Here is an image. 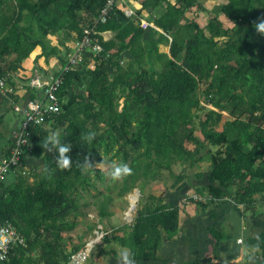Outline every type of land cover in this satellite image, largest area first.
Wrapping results in <instances>:
<instances>
[{
    "label": "trees",
    "instance_id": "1",
    "mask_svg": "<svg viewBox=\"0 0 264 264\" xmlns=\"http://www.w3.org/2000/svg\"><path fill=\"white\" fill-rule=\"evenodd\" d=\"M106 1L0 0V80L11 78L37 46L48 60L49 55H57L61 65L53 75L63 78L56 93L61 111L47 121L64 122L63 140L73 145L71 165L60 168L56 154L42 146L48 133L29 127L21 164L25 156L36 158L39 177L29 182L17 173L12 181L0 182V217L10 221L24 239V244L15 246L0 264L66 263L70 253L78 249L67 252L63 233L71 231L83 213L82 192L92 185L91 174L98 179L105 175L96 167L97 162L119 157L128 164L131 171L124 175L127 189L140 176H147L152 153L159 167L163 166L161 160L169 163L177 157L193 158L198 148L187 150L183 141L199 144L189 126L193 123L192 111L200 104L197 91L202 83H206L205 95L211 108L200 121V130L203 140L216 148L209 154L205 201L192 200L187 208L198 211L208 202L226 197L228 191L236 203L252 205L256 196L264 201V33L257 29V23L264 20V0H224L220 11L234 22L231 27H223L217 16L206 26L183 17L184 10L199 0H142V8H163L152 19L147 34L117 6L105 22H100L98 15ZM58 29L64 30V40L72 42L80 41L84 29L91 33L116 31V52L107 59L101 53L95 67L86 72L84 63V71L64 70L67 60L60 52L50 50L49 46L56 45L45 40L48 33ZM95 36L101 42L98 33ZM163 42L169 43L167 53L159 51ZM102 47L110 48L107 44ZM65 48L68 52V45ZM123 50L132 54L130 67L120 63ZM147 55L159 61L161 70L139 68ZM106 62L112 65L113 73L104 68ZM133 65L138 67L134 69ZM73 85L81 86L86 95L70 89ZM118 90L128 99L115 110ZM108 111L111 113L106 115ZM223 113L229 119L215 127ZM133 121L136 124L129 134ZM175 125H181L185 132L175 130ZM89 130L97 133L91 143L82 138ZM142 156L145 163L140 173ZM198 158L202 159L201 155ZM46 168L51 171L46 173ZM151 175L156 176L154 172ZM195 176L201 179L203 173L196 172ZM181 179L177 177L178 182ZM148 198L149 203L138 202L130 231L124 235L118 230L106 233L103 240H116L130 249L129 258L135 264H166L157 251L164 240L162 231L168 239L178 229L179 206L161 195L150 194ZM209 233L215 240V253L222 235L215 223ZM249 241L262 253L255 264H264V232ZM188 264L201 263L192 260Z\"/></svg>",
    "mask_w": 264,
    "mask_h": 264
},
{
    "label": "rangeland",
    "instance_id": "2",
    "mask_svg": "<svg viewBox=\"0 0 264 264\" xmlns=\"http://www.w3.org/2000/svg\"><path fill=\"white\" fill-rule=\"evenodd\" d=\"M223 1L224 0H199L198 4L184 10L183 17L186 19H193L206 26L207 22L213 16H217L223 27H231L234 25V22L220 11V5ZM82 12L83 11H80V13ZM141 23L144 26L146 25V27L148 26L145 22ZM205 31L208 33L206 27ZM63 34L66 36L63 29H58L56 33H48V38L45 40L49 45H56L49 46L50 50L60 52L61 57L63 59H67L68 55L75 50L79 41L72 42L69 39L64 40ZM222 41L223 39H221L220 42L222 43ZM65 45H68L69 47L68 52H65ZM49 56V59L51 60L50 68L56 67L55 63L58 61L56 57L57 55L52 54ZM100 59L101 56L99 55H87L83 64L85 72L88 69H93ZM130 64H132L131 61L126 62L124 60L121 65L127 67ZM104 66V68H106L110 73H113V67L111 64H106ZM137 67L138 66L133 65L134 69ZM139 68L161 70V65L156 58H150L147 55L145 63L139 66ZM113 76L114 74L111 75V78ZM84 77L86 80L89 79L87 74H85ZM205 86L206 83H202L197 91L200 104L197 109H193V123L192 126H189L193 137L196 138L199 144L189 140L183 141V147L185 149L195 151L198 148V153H195L191 159L177 157L173 162L171 161L169 163L160 159L163 163V166L160 167L155 163V160L158 159L157 156L155 153H152L149 158V161L152 163V168L149 170L147 176H140L135 180V182L131 183L133 185L130 184L131 186H128L127 189L124 187L125 173H122L119 176H114L112 174L113 164L121 163L119 157H113V159L108 160L107 162H97L96 167L101 168L105 175L102 179H98L94 174H91L92 185L88 188V190H84L82 192L83 198L81 199V202L83 203L81 209L83 213L77 217V225H75L71 231L63 233V242L67 246V252H69L71 248L76 247L79 250L88 245L90 248L92 247V250L85 264H125L121 255V250L126 247L120 245V243L116 240L106 242L103 240V236L106 233L112 234L117 230L118 233L123 235L130 231L132 221L136 215L137 205L140 200L145 201V203H149L148 196L150 194H154L156 196L161 195L167 202L171 204L177 203L182 209H184V205H186V208L188 205H191L192 200H197L199 202L201 200H205L204 198L207 196L204 187L205 184L200 183L201 180L198 179L195 174L196 172H202L203 174L207 172L210 166L209 154L216 148L203 140V135L200 130V121L205 118L206 112L211 108L210 102L207 101L205 95ZM77 90H79L81 94L86 95L81 86L79 89L77 87L74 90L79 93ZM127 99L128 97L126 93H122L118 90L115 99V110H119ZM14 113L16 114L15 111ZM110 113L111 112L108 111L106 115ZM227 119H229V117L223 113L221 121L218 122L215 127L221 126V124H223ZM132 124V127L127 130L129 134L135 127L136 121H133ZM42 126V129L45 130L47 128L49 133L54 129H59L62 134L66 125L64 122L55 123L48 121ZM180 126L181 125H175V130L180 129L181 133H184V128H180ZM200 155L202 159L198 158ZM144 163V157L142 156L140 159L141 167H139L138 172L141 173L144 168ZM39 171V163L31 169L25 168L23 164L22 167L12 175L15 176L18 173L20 174L19 176L26 181L34 182L39 177ZM152 172L156 174L154 178L151 177ZM178 176L182 177L179 182L177 181ZM136 189L139 190L136 207L132 211L131 218L128 219L127 213L131 202L130 195L136 194ZM192 209L193 208H189L188 210ZM33 254H35V251H33ZM128 264H135V262L129 258Z\"/></svg>",
    "mask_w": 264,
    "mask_h": 264
},
{
    "label": "crops",
    "instance_id": "3",
    "mask_svg": "<svg viewBox=\"0 0 264 264\" xmlns=\"http://www.w3.org/2000/svg\"><path fill=\"white\" fill-rule=\"evenodd\" d=\"M123 6L133 11V15L129 18L134 21V24L143 26L145 34L153 26L152 19L160 15L163 10L162 7L153 10L152 8H142V0L117 1V8L122 9ZM141 22H145L148 26L142 25ZM115 35L116 31L113 30L98 31L100 43L110 46L108 50L103 47L104 59L109 58L112 53L116 52L114 44H118V39L115 38ZM168 50L169 43L159 44L160 52L167 53ZM41 52V47L37 46L14 75L11 78L4 79L5 84L0 89V158L9 153L15 132L19 130L22 116L15 109V106L20 105L23 107L29 100L39 98L40 91L31 87L30 81L34 77L41 80L49 79L58 66L61 65L57 61L55 63L56 67L50 68L51 60L46 59V56L42 55ZM99 55L101 56V54ZM119 57L121 64L124 60L129 62L133 58L129 50L121 51ZM106 64H110V62H106ZM77 68H82V65H78ZM82 70L84 71V68ZM8 86L12 87V90H7L6 87ZM77 87L78 85H73L70 89L75 90ZM77 91L80 93L79 90ZM42 127H39V129L49 134L47 128L44 130ZM38 163L39 161L34 157L25 156L24 158V167L27 169L37 166ZM208 170L203 174L200 183H208L206 177ZM12 178V174H8L3 180L12 181ZM256 198L255 203L252 205L236 203L232 200V192L228 191L226 197L215 202H208L206 207L198 211L194 208L188 210L184 206V209H182L179 206L178 229L168 239H166L168 234L162 231L164 240L157 251L158 256L166 264H188L192 260H198L201 264L257 263L262 259V253L260 248L254 246L249 239L256 238L264 232V201L261 197L256 196ZM173 204L178 205L177 203ZM133 210H128V219L131 218ZM214 223L216 230L222 235L215 253L213 252L215 240L209 233V228Z\"/></svg>",
    "mask_w": 264,
    "mask_h": 264
},
{
    "label": "built area",
    "instance_id": "4",
    "mask_svg": "<svg viewBox=\"0 0 264 264\" xmlns=\"http://www.w3.org/2000/svg\"><path fill=\"white\" fill-rule=\"evenodd\" d=\"M119 0H107L101 8L98 19L100 22H105L114 6H117ZM124 1V0H120ZM125 15L128 17L133 15V11L128 7H122ZM89 29H84V34L78 42L75 50L68 55L67 63L64 70L76 68L84 63L87 55L95 56L103 53L102 44L99 42L95 34ZM61 74H54L49 80H41L34 77L30 81L31 87L40 91L39 98L29 100L21 107L15 106V109L21 113L19 130L15 132L14 140L10 146L9 153L0 158V182L8 174H14L22 167L21 160L23 149L27 145V131L30 126L40 127L44 125L47 118L58 114L61 107L57 97V91L62 83ZM4 79L0 80V89L4 86ZM7 90H12V87H6ZM1 192V190H0ZM239 241H241L239 239ZM24 239L18 230L8 220H2L0 217V262L9 258L10 252L15 246L23 245ZM90 246H85L82 249L71 252L65 264H85L90 255Z\"/></svg>",
    "mask_w": 264,
    "mask_h": 264
},
{
    "label": "clouds",
    "instance_id": "5",
    "mask_svg": "<svg viewBox=\"0 0 264 264\" xmlns=\"http://www.w3.org/2000/svg\"><path fill=\"white\" fill-rule=\"evenodd\" d=\"M257 29L264 33V20H261L257 23ZM97 135L95 130H89L83 133V139L88 143H91L94 137ZM43 148L47 149L48 152L55 153V161L58 167L60 168H67L72 163V157L70 155L73 145L70 142H65L63 140V136L61 134V130L54 129L48 135L43 138ZM50 169H45V172H50ZM131 168L126 163H114L113 164V172L114 176H119L122 173L130 172ZM3 180V179H2ZM92 250V247H91ZM90 250V252H91ZM121 255L125 261V264H128L129 257L131 255L130 249H122Z\"/></svg>",
    "mask_w": 264,
    "mask_h": 264
},
{
    "label": "water",
    "instance_id": "6",
    "mask_svg": "<svg viewBox=\"0 0 264 264\" xmlns=\"http://www.w3.org/2000/svg\"><path fill=\"white\" fill-rule=\"evenodd\" d=\"M135 192H136V197H134L132 199V201L130 202L129 211L135 209V207H136V201H137V197H138V194H139V190L136 189Z\"/></svg>",
    "mask_w": 264,
    "mask_h": 264
},
{
    "label": "bare ground",
    "instance_id": "7",
    "mask_svg": "<svg viewBox=\"0 0 264 264\" xmlns=\"http://www.w3.org/2000/svg\"><path fill=\"white\" fill-rule=\"evenodd\" d=\"M134 197H136V194H131V195H130V201H132V199H133Z\"/></svg>",
    "mask_w": 264,
    "mask_h": 264
}]
</instances>
